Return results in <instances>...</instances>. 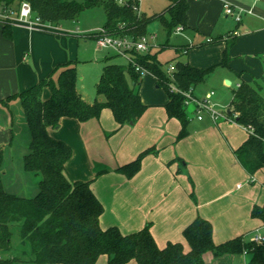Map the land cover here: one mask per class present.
<instances>
[{"label": "crops", "instance_id": "0c3cea01", "mask_svg": "<svg viewBox=\"0 0 264 264\" xmlns=\"http://www.w3.org/2000/svg\"><path fill=\"white\" fill-rule=\"evenodd\" d=\"M166 1L162 12L170 4ZM188 3V25L181 32L188 33L189 42L173 45L177 51L175 59L206 69L220 64L223 51L229 46L230 59L220 73L231 93L227 110L220 111L228 113L240 81L251 82L264 75V0H188ZM225 3L236 11L244 9L240 22L225 13ZM141 10L147 16L158 14L146 13L142 5ZM3 20L0 15V100L30 88L58 64L75 61L80 42L89 36L69 34L60 26L29 29L14 14L9 17L11 35H7ZM156 22L148 26V31ZM186 46L188 50L180 53V48ZM101 73L94 80V88L87 84L83 74H78V90L90 103L96 98ZM231 75L235 86L229 80ZM144 76L139 92L148 108L137 122L120 125L111 109L104 108L99 118L81 122L64 117L59 127L49 130L53 138L72 147V157L65 164L69 178L92 181L91 188L104 206L100 226L103 229L117 226L123 234H129L149 225L159 247L182 242L186 249L189 246L183 231L197 216L212 223L217 244L264 228L263 221L252 216L255 205H264V167L250 173L235 153L251 131L229 119L215 122L204 112L203 119L195 114L189 116V134L179 139L182 124L167 114L168 95L149 92L152 78L156 88L159 87L157 78L152 74L147 83ZM211 92L210 103L215 108L217 102H212L215 91L206 92L203 99ZM50 96L51 90L46 87L43 97ZM17 127L29 133L28 143L20 152L22 169L18 170L6 165L9 149L16 145ZM30 140L19 99L0 102V145L5 148L3 183L8 192L25 197L38 192V177L24 168L23 158ZM147 149L151 152L132 177L116 170ZM100 171L103 172L98 175ZM102 256H106L108 264V256ZM32 258L31 253L16 263L35 264ZM220 260L219 264H247L248 255L227 253L217 258L211 251L204 254V264H218ZM127 264L137 263L132 260Z\"/></svg>", "mask_w": 264, "mask_h": 264}, {"label": "trees", "instance_id": "16d2710c", "mask_svg": "<svg viewBox=\"0 0 264 264\" xmlns=\"http://www.w3.org/2000/svg\"><path fill=\"white\" fill-rule=\"evenodd\" d=\"M28 1L42 23L59 27L64 20H76L85 8L102 5L105 11V29L114 35L129 36L135 40L148 34V26L158 21L170 36L177 27L185 29L188 22V0H169L164 12L147 16L138 14L130 6L116 0H0V15L17 12L21 3ZM4 21V32L11 35L9 18ZM215 39H211V41ZM230 45V44H229ZM189 46L184 47L185 52ZM229 46L223 51L221 65L227 66ZM138 64L157 78L169 98L165 105L170 118L181 124L178 138L189 134L190 121L185 96L171 90L176 85L183 91L194 88L205 80L211 68H198L183 61L174 65L173 78L158 62L150 50L135 53ZM264 63V59H263ZM77 62L58 64L45 78L30 88L10 95L0 102L19 99L25 113L31 140L24 155V168L38 177V192L33 197L8 192L1 170L5 148L0 145V252L10 251L12 227H18L22 244L31 246L35 264H95L102 255L108 264H204V254L213 252L217 258L225 254H247V264H264V241L255 242L240 235L222 243H215L212 223L197 216L183 231L189 246L182 242H169L159 247L149 225L139 231L123 234L117 226L103 229L100 216L104 206L91 188L92 181H74L66 173L65 164L72 157V147L53 138L49 130L60 126L64 117L81 122L99 118L104 108L111 109L120 125L137 122L147 110L140 95L142 77L132 64L107 63L96 85V98L90 103L78 90ZM131 79V82L128 79ZM51 96L44 99V89ZM228 115L248 128V139L235 153L250 172L264 167V75L251 82L241 80L234 89ZM116 170L132 177L141 167L146 154ZM103 171L98 172L100 175ZM252 216L264 223V205H255ZM21 257H0V264H14Z\"/></svg>", "mask_w": 264, "mask_h": 264}, {"label": "rangeland", "instance_id": "374dc122", "mask_svg": "<svg viewBox=\"0 0 264 264\" xmlns=\"http://www.w3.org/2000/svg\"><path fill=\"white\" fill-rule=\"evenodd\" d=\"M84 1V0H79ZM103 1V0H101ZM166 0H143L141 5L148 14H153L157 12L158 14L161 13L164 8L166 7ZM106 15L102 5H96L90 8H85L81 14L79 15L78 19L76 20H64L60 27L63 31H67L75 34H88L89 36H85L86 39L84 42H80V53L78 58L75 59L77 62V72L81 76L82 74L85 76L87 84L94 88V80L97 74L102 72L103 67L107 63H120L125 64L126 59L121 57L120 55L115 54L113 50L110 49H103L96 46L94 39L90 36L93 31L97 29L103 28L105 25ZM155 22V21H154ZM150 31H147L148 34L157 33V39L155 41V45L151 47L150 52L157 57L158 62L163 66V68H167L168 65L172 64L175 65L178 59H175L177 55L176 49L173 45L182 44L186 41L189 42L188 33L185 32H177L174 31L170 36L166 32L163 31L161 24L156 22L150 26ZM68 34V35H69ZM77 41V40H76ZM192 41V40H191ZM184 47L180 48V53L184 52ZM138 53V52H135ZM142 54V53H139ZM187 57V55H186ZM144 68V67H143ZM211 70L206 75L205 80L200 83L196 89V97L198 99L203 100L206 92L208 91H215L216 95L213 98L212 102H217L215 108L218 110H227L230 101V88L225 86L223 83V79L221 77V71L223 70L224 66L221 64L216 63L215 65L210 66ZM140 73L141 76H144V73ZM145 81L148 77H152V74L145 75ZM232 79H229L233 86H235V79L233 75H231ZM129 81L131 82L130 77L128 76ZM148 83V79H147ZM149 85V87H148ZM145 83V88L148 87L149 92L160 93L164 97H167V92L164 86H160L156 88V83L154 78H152L151 84ZM171 87V86H170ZM187 112L189 116L195 114L194 105L190 103L186 105ZM20 123V122H19ZM29 139V133L17 127L16 130V145L15 148L9 149L8 153V160L6 161V165L10 164L13 166L14 169H22V158L20 152L24 151L27 141ZM28 149V147L26 148ZM13 237H12V246L13 248L7 252H0V257L2 258H10V257H18L24 258L31 254V246L29 244H22L21 239L18 233V227L13 226ZM264 235V228L260 229V231H256ZM222 262V260L218 261V264ZM19 264V263H14ZM27 264V263H24ZM95 264H107L106 256L100 257V261Z\"/></svg>", "mask_w": 264, "mask_h": 264}, {"label": "built area", "instance_id": "2783aa9c", "mask_svg": "<svg viewBox=\"0 0 264 264\" xmlns=\"http://www.w3.org/2000/svg\"><path fill=\"white\" fill-rule=\"evenodd\" d=\"M122 6H130L132 9L138 14L142 13L141 10V2L143 0H116ZM263 1V0H256ZM224 11L227 15L232 16L235 21L240 22L242 20L244 9L236 11L233 9L230 3L224 4ZM11 14L15 15L16 20H18L21 25L25 26L29 29H37L44 28L47 26H51L49 24L42 23L40 17L36 15L32 9L31 4L28 1H23L17 12H13ZM10 14V15H11ZM4 19L9 18V15H2ZM183 30L182 27H177L175 31L181 32ZM237 33V32H236ZM90 35L98 48L110 49L115 52V54L120 55L121 57L127 60V63L132 64L136 71L144 73L146 75L148 70L143 68L140 64H138L135 52L138 53H147L151 47L155 45V41L157 39V33L153 34H145L141 36L139 39L135 40L129 36H118L109 33L105 27L97 29L96 31L90 33ZM167 73L173 78L174 65L170 64L166 68ZM171 90L174 92H179L185 96V105H189L192 103L194 105L195 116L198 119H203V113L207 112L213 121H217L220 118L229 119L230 121H234L233 117H230L226 111H220L210 103V97L213 92L208 93L207 96L201 100L194 96L193 91H183L179 89L176 85H171ZM258 231V230H256ZM250 233L247 236V239L255 242L264 241V235L257 232Z\"/></svg>", "mask_w": 264, "mask_h": 264}]
</instances>
